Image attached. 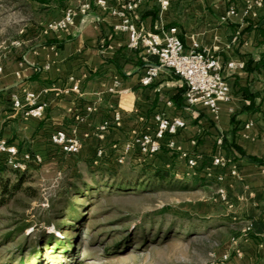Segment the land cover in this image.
<instances>
[{"label":"crops","instance_id":"obj_1","mask_svg":"<svg viewBox=\"0 0 264 264\" xmlns=\"http://www.w3.org/2000/svg\"><path fill=\"white\" fill-rule=\"evenodd\" d=\"M127 1L106 0V10L94 0L40 3L42 20L32 26L30 45L23 49L22 37L21 48L4 56L1 136L20 152L41 158L40 163L28 164L26 172L38 167L76 171L113 161L136 133L156 127V114L180 118L186 126L173 137L175 150L167 149L164 138L158 155L143 158L132 151L126 161L167 170L177 181H191L205 192L209 205L224 208L227 221L235 224L224 264H264L261 241L242 238L249 221L264 226V0H168L165 12L155 0H144L132 13L145 30L167 33L174 28L186 51L197 44L219 60L230 99L219 103L217 116L201 105L188 107L185 85L171 71H163L149 86L139 84L145 68L157 59L131 50L128 35L115 29L118 19L111 12ZM81 3L91 5L84 17L65 30L44 31L48 23L63 17L67 7ZM75 82L78 94L71 91ZM25 91L46 104L41 117H26L13 109L12 96ZM88 107L94 111L86 112ZM115 112L120 114L118 125L113 123ZM105 122L110 127L98 131ZM58 129L78 137V154H64L50 143ZM99 150L102 157L94 165ZM180 153L193 159L194 166L189 167ZM214 158L224 165H214ZM219 188L224 189L225 202L217 194Z\"/></svg>","mask_w":264,"mask_h":264},{"label":"rangeland","instance_id":"obj_2","mask_svg":"<svg viewBox=\"0 0 264 264\" xmlns=\"http://www.w3.org/2000/svg\"><path fill=\"white\" fill-rule=\"evenodd\" d=\"M42 9L36 0H0V69L22 37V48L30 45ZM103 164L102 171L38 167L25 172L19 192L0 196V264L225 263L235 224L224 208L206 202L203 190L191 181L116 188L117 176L143 182L141 171L154 167ZM17 177L5 176L10 185Z\"/></svg>","mask_w":264,"mask_h":264},{"label":"built area","instance_id":"obj_3","mask_svg":"<svg viewBox=\"0 0 264 264\" xmlns=\"http://www.w3.org/2000/svg\"><path fill=\"white\" fill-rule=\"evenodd\" d=\"M144 0H130L115 9L111 14L118 19L115 29L128 35V47L134 51H141L145 56H153L157 59L155 64L148 65L139 80L141 86L151 85L160 74L165 71H171L185 85L184 99L188 107L197 105L208 108L213 115L217 116L219 112V103L228 102L230 99L229 88L222 75V65L217 58L206 55L205 49H200L197 44L186 51L177 35L176 29L171 28L165 32H151L145 30L137 24L132 18L133 11ZM160 12L168 9V0H155ZM94 4L102 10L107 9L106 0H94ZM89 3H81L78 7L69 6L65 9L63 17L59 21L48 23L44 31H61L65 30L78 17H84L90 10ZM233 67V64H228ZM1 71V69H0ZM73 81V79H70ZM118 86V82H114ZM71 91L79 93V83L75 82ZM112 91V90H110ZM12 107L15 110L23 111L24 116L39 118L42 116L46 104L39 101L38 95L33 92L25 91L22 95L12 96ZM93 107H88L86 112H93ZM156 127L149 131L136 133L131 140L126 142L121 148V153L117 155L114 161L122 165L126 156L132 151L140 157L150 158L158 155L162 150L161 141L168 138L166 145L168 150H175L173 137L185 128V122L180 118L168 119L162 113L154 116ZM120 114L115 112L113 123L118 125ZM251 124L246 125L248 129ZM110 127L108 122L103 123L98 131L104 132ZM50 143L59 149L62 153L68 155L78 154L81 150V141L72 132L64 129H58L50 136ZM221 144V138L217 140ZM0 156L4 157L5 163L12 169L26 171L28 164L31 162L40 163L39 156H32L30 153H22L19 148L12 142L3 138L0 134ZM102 157V151H97L94 165ZM189 167L194 166L193 159L186 154L180 153ZM214 165L223 166L224 162L219 158H214ZM230 175L235 176L236 172L231 171ZM220 181V179H218ZM217 194L222 202L226 201L223 188L217 189ZM251 233L250 225H247L243 232L242 238ZM264 247V239L261 241ZM225 259V257H224Z\"/></svg>","mask_w":264,"mask_h":264},{"label":"trees","instance_id":"obj_4","mask_svg":"<svg viewBox=\"0 0 264 264\" xmlns=\"http://www.w3.org/2000/svg\"><path fill=\"white\" fill-rule=\"evenodd\" d=\"M37 2L44 3L41 0H36ZM91 171H102L104 170L103 167L100 165L93 166L89 168ZM26 171H19L12 169L10 166H8L5 163L4 157L0 156V196L2 197H10L15 192H19L22 188V185L25 184L26 181H24V174ZM7 173L14 174L17 177L16 183L13 185L9 184V180L5 178ZM111 173V172H110ZM114 173V176H117V171L112 172ZM141 173L146 176L145 181H141V178L136 177L134 179H129L127 177H116L117 181L114 183V187L116 188H145V189H151V188H157L162 185H169V186H175L178 182L167 170L164 169H155L154 171H141ZM113 175V174H112ZM143 180V179H142ZM3 202V201H2ZM251 233L249 235H245L247 238H253L258 239L260 241H263L264 239V226H262L259 223H256L255 221L251 220L249 221Z\"/></svg>","mask_w":264,"mask_h":264}]
</instances>
